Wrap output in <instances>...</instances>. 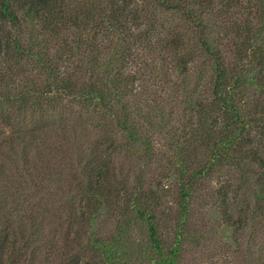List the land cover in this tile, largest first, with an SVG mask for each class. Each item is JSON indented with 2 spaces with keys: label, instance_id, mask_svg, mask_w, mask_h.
Segmentation results:
<instances>
[{
  "label": "trees",
  "instance_id": "1",
  "mask_svg": "<svg viewBox=\"0 0 264 264\" xmlns=\"http://www.w3.org/2000/svg\"><path fill=\"white\" fill-rule=\"evenodd\" d=\"M216 233L264 264V0H0V264H183Z\"/></svg>",
  "mask_w": 264,
  "mask_h": 264
},
{
  "label": "rangeland",
  "instance_id": "2",
  "mask_svg": "<svg viewBox=\"0 0 264 264\" xmlns=\"http://www.w3.org/2000/svg\"><path fill=\"white\" fill-rule=\"evenodd\" d=\"M145 59L148 61V64L151 62L152 57H145ZM142 64H144L146 61L142 59ZM141 67V66H140ZM145 68L146 66L143 65ZM152 73L151 71H149ZM153 74L155 77V80H151L148 83V86L150 88V93L154 98H157V100L161 103V105L166 108L167 110L172 107L170 105V93L167 92V90H163L161 88V85L158 83L160 77H156V73L149 74L150 78H153ZM160 76V75H159ZM161 81V79H160ZM155 84V85H152ZM176 116L179 115L178 109H175ZM163 135L155 136L156 139V147L158 151H162L165 149V145L167 144V137ZM135 162V158L132 157L131 160L128 161L129 165H133ZM158 164V163H157ZM157 164L151 165V167L146 170L147 176H153L157 172ZM171 200V198H169ZM60 201H58L59 203ZM64 200L61 204H63ZM259 240L264 243V233L259 235ZM206 249L205 251L203 248H197V249H189V253L186 255V261L183 264H212L213 262H217V264H241V260H237L236 255L231 253V250L226 245V240L220 236V234H212L207 242L205 243ZM208 251V252H207Z\"/></svg>",
  "mask_w": 264,
  "mask_h": 264
}]
</instances>
